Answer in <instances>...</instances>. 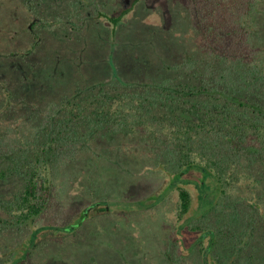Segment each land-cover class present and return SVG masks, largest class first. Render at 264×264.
<instances>
[{
	"label": "trees",
	"instance_id": "trees-1",
	"mask_svg": "<svg viewBox=\"0 0 264 264\" xmlns=\"http://www.w3.org/2000/svg\"><path fill=\"white\" fill-rule=\"evenodd\" d=\"M44 1L22 0L32 40L0 62L12 66L19 83L16 94L4 88L0 107L15 102L19 106L25 93L19 88L22 78L28 81L35 75L36 61L19 56L31 57L40 45L36 30L55 33L74 18L86 23L93 3L56 0L67 3L62 12L49 11ZM139 2L131 0L114 15L100 10L96 15L108 20L114 33ZM183 2L187 22L200 37V56L185 55L173 63L169 67L174 75L168 78L149 76L148 81L121 86L76 83L68 95L36 99L31 112L18 118L21 131L11 124L0 137V181L14 177L20 182L10 195L0 196V235L27 233V258L43 241L64 243L95 214L121 223L124 212L110 213L106 187L73 213L66 210L63 196L70 182L79 181L71 166L83 151L93 153V141L101 138L112 144L115 136L127 134L153 147L155 158L137 174L164 180L141 197L157 196L147 208L176 193L169 237L174 249L170 243L163 249L169 264H188L192 253L201 264H263L264 247L257 245L255 232L258 226L264 228V53L250 37L260 0ZM96 156L102 159L104 154ZM192 185L198 191L195 199L188 187ZM177 235L190 238L188 252L176 243Z\"/></svg>",
	"mask_w": 264,
	"mask_h": 264
},
{
	"label": "rangeland",
	"instance_id": "rangeland-1",
	"mask_svg": "<svg viewBox=\"0 0 264 264\" xmlns=\"http://www.w3.org/2000/svg\"><path fill=\"white\" fill-rule=\"evenodd\" d=\"M130 1L93 0L86 23L74 18L65 27L56 28L55 33L36 30L41 35L40 45L31 57L19 56L22 61H36L35 75L28 81L20 80L19 88L24 87L25 93L19 106L15 102L10 103L9 108L0 107V137L11 124L15 126L14 131H21L18 118L31 112L29 106L36 99L68 95L76 83L88 86L112 82L121 86L148 81L149 76L168 78L174 75L170 68L173 63L180 62L185 55L200 56V37L187 22L183 0H140L122 18L114 33L108 20L96 15L97 10L114 15ZM55 2L44 1L49 11L60 9L63 12L68 6L65 1ZM22 5V0H0V62L9 60L10 56L6 55L9 51L26 49L32 40L28 27L30 18ZM253 25L250 33L253 46L264 53V0H260ZM0 65L1 101L4 88L16 94L19 83L11 74L10 64ZM51 88L53 92L49 94L47 90ZM112 141L110 144L98 138L91 145L93 153L83 151L77 158L70 171H77L79 181L70 182L63 202L67 204L66 210L73 213L98 198L106 187L111 198L108 210L113 215L124 212L121 223H116V217L103 220V215L95 214L75 228L76 234L66 237L64 243L54 238L43 241L28 258L25 244L28 234L4 233L0 235V264H23L24 261L26 264H169L163 249L168 243L172 251L174 249V240L169 237L170 224L175 220L176 193L147 208L148 201L158 199L157 196L151 200L141 197L152 193L164 181L161 176L137 174L155 158L153 147L140 137L127 134L115 136ZM98 154H104L103 158H97ZM19 185L14 177L0 181V196L10 195ZM188 187L195 199L198 191L193 185ZM212 191L209 188V194ZM255 234L257 245L262 249L264 228L258 226ZM189 239L188 235L176 237L183 252L190 250V243H186ZM188 264H201L199 256L188 254Z\"/></svg>",
	"mask_w": 264,
	"mask_h": 264
},
{
	"label": "flooded vegetation",
	"instance_id": "flooded-vegetation-1",
	"mask_svg": "<svg viewBox=\"0 0 264 264\" xmlns=\"http://www.w3.org/2000/svg\"><path fill=\"white\" fill-rule=\"evenodd\" d=\"M213 242H214V239H213V241H212L211 243H209V245H211V246H212ZM207 244H208V242H207Z\"/></svg>",
	"mask_w": 264,
	"mask_h": 264
}]
</instances>
